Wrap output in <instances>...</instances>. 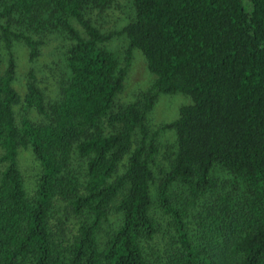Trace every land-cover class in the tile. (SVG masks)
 <instances>
[{
    "label": "trees",
    "instance_id": "trees-1",
    "mask_svg": "<svg viewBox=\"0 0 264 264\" xmlns=\"http://www.w3.org/2000/svg\"><path fill=\"white\" fill-rule=\"evenodd\" d=\"M124 1L0 0V264H264V0H129L119 56L98 20ZM50 41L67 44L55 98L30 68L40 120H18L14 44L34 62ZM135 48L154 80L116 104ZM177 92L162 166L148 112Z\"/></svg>",
    "mask_w": 264,
    "mask_h": 264
},
{
    "label": "rangeland",
    "instance_id": "rangeland-1",
    "mask_svg": "<svg viewBox=\"0 0 264 264\" xmlns=\"http://www.w3.org/2000/svg\"><path fill=\"white\" fill-rule=\"evenodd\" d=\"M246 4L247 0H244ZM134 11L129 0H125L120 9L110 10L103 14L98 20V27L105 32H113L112 38L106 46L119 56L123 55L127 48L125 37L119 32L121 28L133 16ZM67 44L65 42L50 41L49 46L43 48L42 53L34 62L28 59V49L21 42H15L14 52L17 70L13 86L21 96L20 103L15 106L16 118L19 120L23 115L32 121L40 120V116L32 109H26L23 96L26 90L27 72L33 69L36 82L44 90L47 100L55 98L59 79L64 72V58ZM154 75L148 70L145 57L142 52L135 48L123 87L115 98L116 104H127L135 100L139 94L150 88ZM191 102L189 96L177 93H160L153 108L148 112V120L151 131H157V144L159 148L158 161L162 166L167 163V157L175 148V133L173 129H160L165 124L177 118L181 106ZM19 166L23 174L28 191L33 189L39 165L30 150L21 149L19 153Z\"/></svg>",
    "mask_w": 264,
    "mask_h": 264
}]
</instances>
